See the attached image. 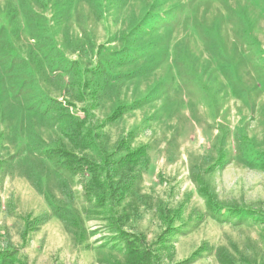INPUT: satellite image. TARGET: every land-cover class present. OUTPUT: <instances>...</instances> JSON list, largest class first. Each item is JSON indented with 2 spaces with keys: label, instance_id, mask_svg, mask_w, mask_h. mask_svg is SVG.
<instances>
[{
  "label": "rangeland",
  "instance_id": "rangeland-1",
  "mask_svg": "<svg viewBox=\"0 0 264 264\" xmlns=\"http://www.w3.org/2000/svg\"><path fill=\"white\" fill-rule=\"evenodd\" d=\"M1 82L19 93L0 112L4 264H264V0H0ZM56 109L95 159L146 153L134 197L102 207L67 173L81 238L32 184L41 148L70 151Z\"/></svg>",
  "mask_w": 264,
  "mask_h": 264
},
{
  "label": "trees",
  "instance_id": "trees-1",
  "mask_svg": "<svg viewBox=\"0 0 264 264\" xmlns=\"http://www.w3.org/2000/svg\"><path fill=\"white\" fill-rule=\"evenodd\" d=\"M0 84V112H8L9 106H6L7 103L9 104L17 99L19 93L7 88L3 82ZM56 111H58L59 122L62 126L61 135H63L62 137L70 151L66 150L65 147L51 150L44 146L48 150L43 152L41 148L38 151L39 154L36 156L41 161V172L36 176V181L32 184L36 191L44 197L51 214L62 223L64 229L71 236L81 238L79 236L80 233L83 234L82 230H80L82 224L81 217L84 212L83 210L81 212L72 208L73 192L66 182V177L68 178L67 173H86L89 178L82 184L84 199L87 202L97 200L101 203L100 207H102L106 201L122 199L130 196V194L134 197L135 190L133 189V183L135 181L134 178L129 177V173L135 171L136 167L144 162L146 153L142 150V147L133 151H127L122 149L123 145L118 144L111 153H108L106 148L101 149L96 153L97 159H95L92 152L90 156L88 153L91 145L85 133L84 121L79 116L66 114L59 109H56ZM60 143L61 141L59 145ZM122 151L124 153L120 154ZM137 154L141 158H138ZM116 155L119 156L114 159ZM16 157L14 156V158ZM48 163H52L53 166L50 167ZM24 177L30 179L31 176L28 174L24 175ZM50 180L57 182L55 187L58 190L59 198H56L50 192L45 193L43 191V186L49 188L48 184ZM73 227H78L79 232H74ZM139 243H142V239L140 238L136 240L126 238L125 240L129 253L133 255L140 252ZM141 252L142 257L139 259V264H144L147 255H144V251ZM5 255L7 254H0V264H4L6 260Z\"/></svg>",
  "mask_w": 264,
  "mask_h": 264
},
{
  "label": "crops",
  "instance_id": "crops-1",
  "mask_svg": "<svg viewBox=\"0 0 264 264\" xmlns=\"http://www.w3.org/2000/svg\"><path fill=\"white\" fill-rule=\"evenodd\" d=\"M1 197V196H0Z\"/></svg>",
  "mask_w": 264,
  "mask_h": 264
}]
</instances>
